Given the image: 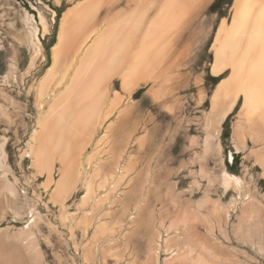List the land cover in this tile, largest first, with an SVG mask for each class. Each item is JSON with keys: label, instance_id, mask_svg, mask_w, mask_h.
Returning a JSON list of instances; mask_svg holds the SVG:
<instances>
[{"label": "rangeland", "instance_id": "1", "mask_svg": "<svg viewBox=\"0 0 264 264\" xmlns=\"http://www.w3.org/2000/svg\"><path fill=\"white\" fill-rule=\"evenodd\" d=\"M83 1L0 0V142L7 139L8 179H18L20 192L18 201L1 198L2 248L17 246L31 264L17 233L36 206L42 215L37 229H24L33 232L43 264H264V167L258 161L264 159V111L245 119L239 94L219 131L210 127L215 88L230 74L228 68L212 73V45L219 26L231 24L236 0L215 11L216 0H177L181 19L158 39L163 53L150 77L129 92L122 88V68L99 82L92 128L70 156L63 219L50 202L54 185L46 190V176L32 177L31 160L21 151L37 116L35 88L52 64L63 13ZM165 1L105 0L90 37L78 36L49 94L78 75L96 37L130 12L147 27ZM231 96L220 100L221 109ZM58 168L56 161V179ZM224 171L239 185H225Z\"/></svg>", "mask_w": 264, "mask_h": 264}, {"label": "bare ground", "instance_id": "2", "mask_svg": "<svg viewBox=\"0 0 264 264\" xmlns=\"http://www.w3.org/2000/svg\"><path fill=\"white\" fill-rule=\"evenodd\" d=\"M104 1L84 0L63 13L58 38L52 46V64L35 88L36 120L26 147L21 151L22 157L27 156L31 160L32 177L46 176V190L51 184L54 185L50 202L61 209L62 219L65 200L71 187L70 156L78 149L76 143L81 135L92 128L93 117L97 113L96 106L100 101L95 93L96 87L99 82L117 73L121 68L122 88L127 92L139 80L150 77L154 65L163 53L155 47L158 39L172 31L181 19L178 11L180 3L177 0L165 1L160 12L147 27L142 28V16L130 12L121 21L116 22L109 32L105 31L93 40L84 51L78 75L74 74L63 90L50 95V87L54 84L59 66L69 55L78 36L84 34V39L90 37V32L87 31L90 29L95 10ZM236 5L238 9L231 24L223 22L219 26L212 45L215 56L212 73L219 74L226 68L230 70L229 76L217 84L212 96L210 127L217 132L239 94L244 98L241 115L245 119L251 121L264 111V0H236ZM41 21L44 31L48 32V26L42 16ZM35 45L37 55L40 50L38 41ZM30 64L32 67L34 61ZM90 68H93V71L87 74ZM57 82L60 84L61 79ZM230 92L233 94L230 103L225 109H221L220 100ZM2 94L10 99L6 93ZM27 111V107L24 108V112ZM12 133L17 137L18 130H12ZM6 140L4 138L0 142V202L4 197L10 201H18L20 196L18 179L14 182L8 179V173L11 171L6 164ZM236 148L240 150L242 146L237 145ZM56 161L59 163L57 179L53 176ZM258 161L264 167L263 157L259 156ZM223 180L227 186L232 185L234 181L239 185V179L227 171L223 172ZM87 198L88 196L84 195L82 205ZM28 217L24 228L37 229L42 215L36 206L30 208ZM24 228L17 234L18 239L25 241L24 248L30 256L31 264H43L44 254L41 247L33 232L28 233L30 230ZM0 262L24 264L25 260L17 246L7 250L0 245Z\"/></svg>", "mask_w": 264, "mask_h": 264}, {"label": "trees", "instance_id": "3", "mask_svg": "<svg viewBox=\"0 0 264 264\" xmlns=\"http://www.w3.org/2000/svg\"><path fill=\"white\" fill-rule=\"evenodd\" d=\"M223 3L225 4H230L231 3V0H216L211 6H210V9L211 11H215L217 9L218 6L222 5ZM227 133L225 134L224 133V137H227ZM238 161V158L235 156L234 157V160H233V163H237Z\"/></svg>", "mask_w": 264, "mask_h": 264}, {"label": "built area", "instance_id": "4", "mask_svg": "<svg viewBox=\"0 0 264 264\" xmlns=\"http://www.w3.org/2000/svg\"><path fill=\"white\" fill-rule=\"evenodd\" d=\"M21 1V0H20ZM23 1V0H22ZM232 161V160H231Z\"/></svg>", "mask_w": 264, "mask_h": 264}]
</instances>
